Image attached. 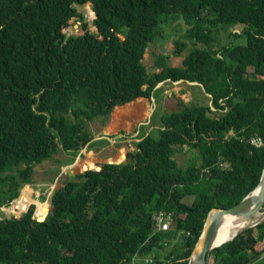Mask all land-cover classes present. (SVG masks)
I'll list each match as a JSON object with an SVG mask.
<instances>
[{
  "label": "trees",
  "instance_id": "16d2710c",
  "mask_svg": "<svg viewBox=\"0 0 264 264\" xmlns=\"http://www.w3.org/2000/svg\"><path fill=\"white\" fill-rule=\"evenodd\" d=\"M82 3L98 33L82 24L84 34L66 36L70 20H83ZM179 20L187 35L169 54L188 48L181 66L157 51L158 70L147 73L148 45ZM165 81L202 86L201 100H179V111L139 133L125 161L89 168L97 160L87 159L50 206L42 190L31 206L22 191L38 165L61 149L80 155L107 143L93 141L89 124L142 106ZM185 152L194 155L180 166L175 156ZM263 170L264 0H0V264H189L209 212L239 204ZM3 208L24 212L2 219ZM159 213L172 216V229L157 231ZM263 255L261 223L211 251L207 264L211 256L264 264Z\"/></svg>",
  "mask_w": 264,
  "mask_h": 264
},
{
  "label": "rangeland",
  "instance_id": "374dc122",
  "mask_svg": "<svg viewBox=\"0 0 264 264\" xmlns=\"http://www.w3.org/2000/svg\"><path fill=\"white\" fill-rule=\"evenodd\" d=\"M84 5H85L84 3H82L81 5H75L76 11L82 15L83 20L79 21L77 18L70 20L68 22V25L63 30L66 36H70V35L78 36V35L84 34L85 30L83 29L82 24H86V27L89 30V32L97 33L96 27L93 24L94 23V13L92 12V7L90 4H87L88 6V9H87V6L85 7ZM209 16L211 18L213 17L211 15ZM187 28L188 26L184 23L183 20H179L173 24L161 26V34L159 33L160 37H157L156 39H153L152 42H150L143 56L142 64L146 68L152 67L154 65L155 53L157 51H161L162 49H164V55H170L169 53H171L174 50V41L180 40L181 37L186 38L187 33H185V31L187 30ZM190 45L191 44L188 43V47H190ZM187 50L189 49L187 48L186 51H184L182 56L172 57V55H170L169 65L173 67L181 66L183 57L187 54ZM156 70L154 69V71ZM153 73H156V72H153ZM192 85L189 83H183V81L172 82V83L169 81L168 82L165 81L163 83V87L161 86L160 91H157V93L154 94V98H158L157 96L160 95L161 92L162 93L166 92L168 93V95H165L164 99L163 100L161 99L160 102L159 101L154 102L155 104L153 103L152 105H155V108H153L152 105L149 108H146V110H148L146 118L149 120L151 119L152 123H154L155 126L157 127L158 126L157 124H159L158 117L161 114L167 113V112H176L180 110L179 100L185 102L184 101L185 97L186 99H189V102L190 101L192 102L194 98L199 100L200 97L202 96V91L198 88H194L195 85L193 86ZM183 96H184V99H183ZM141 111L142 110L135 108L134 110L130 112H123L118 116L115 115V121L119 119V122H118L119 124L123 125L124 128L130 129L132 126V123L136 124L137 122L144 119L145 117L144 113L138 115V113H141ZM132 113H137L138 115L133 121L127 118ZM110 116L108 117L107 120H105L104 123L101 119H96L94 122H91L89 124V130L94 138L93 141L98 142V141L107 140L108 141L107 143L98 142V143H95L94 147L92 148H89V146H86L81 151L80 155L79 154L78 155L68 154L61 149L58 155L54 156L52 159L44 161L41 165H38L35 168V174L33 176L32 184H30L29 186H26L22 191V193L26 191V188L29 190L28 194L30 196L29 198L32 204L36 203V201L38 200L35 198L37 196L38 191L43 189L44 190L43 196L45 198L44 201H46L50 206L55 193L61 190L66 184V182L69 180V178H71L70 176H68V174H70L71 172H74V173L77 172V175H79L84 172V169L82 168V166L86 165L84 163L86 162L87 159L97 160L95 162L93 161L92 162L93 164L91 163V164L86 165L88 167L89 165H93L92 167H89V168H95L97 164L100 166L102 163H105L106 161L114 159V158H119L120 162L125 161L127 153L136 148V142H138L137 138L140 136V134L138 135L137 132L134 133L136 129L135 127L130 132L125 133L121 131L116 134L110 133V135H106L105 133L109 132L111 127L114 124H116L114 123L113 125H111L112 113L110 114ZM153 116H155V119L154 118L152 119ZM144 130L145 128H141V131H144ZM148 131H150V129ZM193 155L192 153L185 152V153L176 155L175 158L177 159L180 166H185L188 163V160L193 157ZM72 164H75V165L72 168H70V171H68L67 168L71 166ZM207 171H210V168L204 169V172H207ZM191 201L192 199L186 200V203H190ZM15 203L16 202H14L10 207H12ZM263 209H264V206H263ZM1 213H2V216H1L2 219L12 218L13 216L15 217L17 215L19 217L21 216V213L17 215H11L10 213H14V212L12 210H5L4 208L2 209ZM213 258L214 257L212 256L210 257V264L214 263ZM259 263L260 262L256 264H259ZM134 264H136V262ZM138 264H142V263L138 262ZM155 264H166V263L162 261H156Z\"/></svg>",
  "mask_w": 264,
  "mask_h": 264
},
{
  "label": "water",
  "instance_id": "95a60500",
  "mask_svg": "<svg viewBox=\"0 0 264 264\" xmlns=\"http://www.w3.org/2000/svg\"><path fill=\"white\" fill-rule=\"evenodd\" d=\"M95 19V14H94ZM96 32L98 30L96 28ZM153 69L149 67L148 73H153ZM160 71V70H159ZM80 175V174H79ZM264 206V170L261 181L252 193L247 195L239 204L230 209L214 208L209 212L202 234L189 258V264H207V256L214 249L221 247L233 241L243 231L258 226L264 222V212L261 217L255 218L256 213L263 210ZM27 212V211H26ZM224 217L249 218L251 223L243 226L235 234L230 237L222 238L219 235V228Z\"/></svg>",
  "mask_w": 264,
  "mask_h": 264
},
{
  "label": "crops",
  "instance_id": "0c3cea01",
  "mask_svg": "<svg viewBox=\"0 0 264 264\" xmlns=\"http://www.w3.org/2000/svg\"><path fill=\"white\" fill-rule=\"evenodd\" d=\"M166 82H168V81H166ZM172 83V82H171ZM189 84H193V85H196L195 83H189ZM192 85V86H193ZM161 86L163 87V83H159L158 85H157V87L155 88V90H154V93L152 94V96L150 97V101H142L144 104L141 106V104H139L138 102L139 101H137V102H134V103H131V104H128V105H125V106H122V107H117V108H115L114 109V111L112 112V121H111V125H113L114 123H118L119 122V119L118 120H116L115 121V114H116V112L115 111H117V109H124V108H127V109H131V110H134L135 108H138V109H140V110H142L141 111V113H138V115L139 114H142V113H144L145 114V117H144V119L143 120H141V121H139V122H137L136 123V125L134 126V128L136 127V129H135V131H134V133L135 132H137L138 134L139 133H142V132H144L145 131V133L147 134L148 132H150L152 129H154V128H156V126H155V124L154 123H152V121H151V119L149 120V119H147L146 117H147V112H148V110H146V107L147 108H149L154 102H157V101H161V99L163 100L164 99V97H165V95H168V93H166V92H161V94L160 95H158L157 97L158 98H154V94L155 93H157V91H160V89H161ZM198 89H202V91H203V88L202 87H200V88H198ZM170 96V95H169ZM183 99H184V96H183ZM185 99H186V97H185ZM184 99V101L186 102V103H188L189 102V99H186L185 100ZM152 102V103H151ZM184 102V103H185ZM155 104V103H154ZM152 107L153 108H155V105H152ZM150 111H152V110H150ZM149 111V112H150ZM152 114V113H151ZM137 113H132V114H130L129 115V117H127V118H129V120H131V121H133L137 116ZM150 115V114H149ZM110 116V115H109ZM151 116V115H150ZM111 117V116H110ZM150 118V117H149ZM123 122H125V121H123ZM143 122V123H142ZM110 125V126H111ZM158 125V124H157ZM145 128V130L144 131H141V128ZM147 128V129H146ZM150 129V131H148ZM121 131H123V132H125L124 130H121ZM121 131H119V132H121ZM148 131V132H147ZM126 133V132H125ZM138 136V135H137ZM256 189V188H255ZM264 256V255H263ZM261 258H263L264 259V257H261ZM258 262H260V260L258 261ZM258 262H256V263H258ZM255 263V264H256ZM260 264V263H259Z\"/></svg>",
  "mask_w": 264,
  "mask_h": 264
},
{
  "label": "bare ground",
  "instance_id": "6f19581e",
  "mask_svg": "<svg viewBox=\"0 0 264 264\" xmlns=\"http://www.w3.org/2000/svg\"><path fill=\"white\" fill-rule=\"evenodd\" d=\"M84 6L86 7L87 4H85ZM87 9H88V6H87ZM160 53L162 55H164V49H162L160 51ZM171 67H173V66H171ZM148 68L149 67L146 68V71H147ZM151 68L153 69V67H151ZM152 71L154 72V69ZM118 125H119V123L114 124L111 127L110 131L109 132H106L105 134L106 135H110V133L114 134L117 131V129H118V127H117ZM229 135H231V133ZM226 136H228L227 133H226ZM250 143H251V141H250ZM262 145H263V143H262ZM252 146L253 147H256L253 144H252ZM42 191L44 192L43 189H42ZM44 199L45 198L43 196L42 199H41V204L45 206L48 203L46 201H44ZM32 205L33 204H31V206ZM263 212H264V209L263 210H260L258 213H256L254 219H257L258 217H261V213H263ZM12 214H16V213H12ZM250 223H251V219L246 218V217L245 218L244 217L243 218H237V219H235L233 217H224L223 220H222V222H221V226H220L218 232H219V235L222 238L230 237L231 235L235 234L239 229H241L243 226H246V225H248Z\"/></svg>",
  "mask_w": 264,
  "mask_h": 264
},
{
  "label": "built area",
  "instance_id": "2783aa9c",
  "mask_svg": "<svg viewBox=\"0 0 264 264\" xmlns=\"http://www.w3.org/2000/svg\"><path fill=\"white\" fill-rule=\"evenodd\" d=\"M251 143L256 146L255 148H259L262 146V140L260 138H251ZM207 171L206 173H208ZM154 220L156 221L158 228L157 231L165 232L172 229L174 223V219L171 215H165L164 213H159L157 216H155ZM137 258L135 257L134 261ZM143 263L145 264H151L153 263V260L150 258H142Z\"/></svg>",
  "mask_w": 264,
  "mask_h": 264
},
{
  "label": "clouds",
  "instance_id": "9594fccd",
  "mask_svg": "<svg viewBox=\"0 0 264 264\" xmlns=\"http://www.w3.org/2000/svg\"><path fill=\"white\" fill-rule=\"evenodd\" d=\"M53 201V200H52Z\"/></svg>",
  "mask_w": 264,
  "mask_h": 264
}]
</instances>
